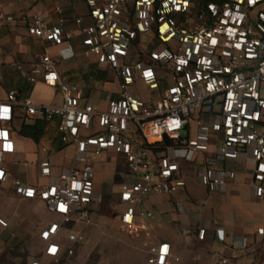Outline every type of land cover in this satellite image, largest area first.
Instances as JSON below:
<instances>
[{
    "label": "built area",
    "instance_id": "obj_1",
    "mask_svg": "<svg viewBox=\"0 0 264 264\" xmlns=\"http://www.w3.org/2000/svg\"><path fill=\"white\" fill-rule=\"evenodd\" d=\"M61 1L73 7L83 4L84 13L74 18L76 29H65L64 9L54 5L55 24L35 13L27 20L28 33L61 48L62 60L75 56L73 38H79L81 54L93 55L97 65L112 73L117 91H103L105 107L97 108L84 82L65 80L50 55H41L27 71L16 65L27 83L41 77L61 94L58 105L19 99L15 90L0 101V186L8 184L19 198L39 200L61 217L40 232L43 256L57 259L74 253L58 244L60 229L67 231L69 242H83L72 227L90 224L102 201L95 190L93 162L107 150L124 160L118 226L134 239L151 235L153 229L155 213L145 208L146 200L185 189L188 172L208 192L225 194L243 171L252 195L264 200V0L205 5L198 0ZM154 44L159 49H151ZM19 118L23 123L56 122L60 143L73 149V165L56 171L42 145L36 164L42 182L14 179L9 166L18 163L10 158L18 153ZM176 209L185 211L181 203ZM215 235L232 251L243 254L248 247L246 238H229L219 225ZM205 236L200 225L196 237ZM177 261L170 244L156 240L144 264ZM228 263L223 256L215 261Z\"/></svg>",
    "mask_w": 264,
    "mask_h": 264
},
{
    "label": "rangeland",
    "instance_id": "obj_2",
    "mask_svg": "<svg viewBox=\"0 0 264 264\" xmlns=\"http://www.w3.org/2000/svg\"><path fill=\"white\" fill-rule=\"evenodd\" d=\"M151 49H159V46ZM81 58L87 62L95 63L93 55ZM64 68V64L59 65ZM58 69V68H57ZM85 76V77H84ZM113 79L110 71L103 70V66L95 63L93 71L82 75L76 82H84V90L88 91L90 86L98 90L102 87V82ZM116 84L112 86L115 89ZM162 87V86H161ZM139 92L147 96L144 88L139 86ZM86 93V92H85ZM23 124L22 118L15 121V126L19 129ZM20 151L27 153V161H35L33 157L34 146L25 140L20 141ZM38 147L36 146V149ZM105 152V151H104ZM102 152L93 168L96 174V181L102 185V201L96 208V214L90 224L80 223L72 227L83 237V242L78 245L67 240V231L60 229L58 232V244L62 248H72L74 253L69 256H61L53 259L43 256L44 243L40 240V232L46 228L50 222H60L61 217L47 211L44 204L39 200L21 199L14 194L12 188L5 184L0 186V264H144L148 256L149 247L156 241L152 232L151 235H143L139 239H134L123 234L118 226L120 212L122 210L118 204L117 195L120 185L125 180L124 160L122 156L110 159ZM23 155H17L15 161L22 159ZM73 158L72 150L67 149L64 153L55 155L52 158L53 164L68 166ZM41 159L38 154L36 164ZM34 164V165H36ZM28 166L22 172L12 173L14 179L33 183L42 182L36 174V169ZM22 176V177H21ZM185 178H187L185 174ZM236 198L228 202L225 198L220 208H215L208 214L211 220L225 218L234 226L243 230L253 231L249 236L248 247L238 259L245 262L264 264V234L259 235L257 230H264V201L249 197L244 187L236 190ZM262 225V226H260ZM258 226V227H257ZM258 228V229H257ZM173 228V233L177 231ZM162 241L161 239H158ZM211 237L206 234L203 240L193 237L189 242H181L175 249V254L179 258L173 264H213L215 259L223 256L230 257L228 252L221 253L215 250L211 244ZM215 252H218L217 254ZM229 264V263H228Z\"/></svg>",
    "mask_w": 264,
    "mask_h": 264
},
{
    "label": "crops",
    "instance_id": "obj_3",
    "mask_svg": "<svg viewBox=\"0 0 264 264\" xmlns=\"http://www.w3.org/2000/svg\"><path fill=\"white\" fill-rule=\"evenodd\" d=\"M54 5H61L64 9L63 16L66 18L65 29H76L74 18L78 15H82L85 11L81 2H79L76 7H73L69 1L61 0H0V17L4 18L0 21V101L6 99L8 91L15 90L19 94V99L30 98L35 104L58 105L61 103V94L56 88L45 84L41 77H38L36 83L29 84L19 76L16 70V65H19L22 69L27 71L38 61L39 57L44 54H48L58 61L57 72L67 81L77 83L76 81L81 79L82 75H86L93 71L95 63L90 61L87 62L85 59L81 58L82 47L79 38H73L75 56L67 60H62L59 56L61 48L49 46L46 42L28 33L26 25L27 20L35 13L41 15L45 22L47 19L49 25L55 24L58 16L53 13ZM6 17H12L13 20L8 22L5 20ZM60 63L64 64L65 67H60ZM114 84H116V82L112 79L110 81H103L102 87L99 90L94 88V86H90L89 90L85 91L89 97L90 103L97 108L103 109L105 103L100 100L101 93L103 91H109L111 93L116 92L117 84L115 89H113L112 86ZM113 97H116V95L113 94ZM142 98L146 99L147 96L142 95ZM21 140H25L34 146L32 155L35 161L29 162L26 160L25 155L27 153L20 151L19 148ZM17 144L18 153L10 159L15 160L19 154H22L23 158L16 161L18 163L10 164L9 171L11 174L14 173V171L17 174L18 171L22 172V169L36 164L38 154L41 155L39 148L42 145L46 146L50 162L56 168V171L60 168H67L73 165L72 159L68 166H63V164L56 165L52 162V158L55 155L64 153L67 149H71L73 155L72 147H65L60 143L59 135L56 131V122L46 124L44 136L38 144H35L30 139L21 137L19 133L17 136ZM36 146L38 147L37 149ZM104 153L107 154L108 160L118 157L110 150ZM34 167L37 170L36 165H34ZM94 184L96 192L101 194L102 185L96 181V174ZM241 187L247 190L249 197L264 201L252 195L247 176L243 171H240L235 180L228 184V189L225 194L208 192L205 187L198 183L195 174L188 172L185 189L175 192L172 195H152L146 200L144 204L145 208L155 213L153 229L151 231L152 234H154V239H161L169 243L174 256L177 257L175 249L179 243L191 241L193 237H196L198 227L203 225L206 229V234H209L211 237V244L214 245L215 250L221 253L228 252L230 254V257H228L229 264H234L235 261L237 263H243L242 259H238L241 253L225 248L217 240L215 229L217 225H219L229 238L243 237L247 240H250L249 236L254 232L245 231L240 227H236L223 217L214 220L208 217V214H211L215 208H220L222 206L225 198L229 201L236 198V190ZM178 203L184 206L185 211L179 212L176 209V204ZM175 227L178 229L173 233V228ZM218 252L215 253L217 254ZM216 260L217 258L215 261ZM213 264H215V262Z\"/></svg>",
    "mask_w": 264,
    "mask_h": 264
},
{
    "label": "trees",
    "instance_id": "obj_4",
    "mask_svg": "<svg viewBox=\"0 0 264 264\" xmlns=\"http://www.w3.org/2000/svg\"><path fill=\"white\" fill-rule=\"evenodd\" d=\"M221 0H198L202 5L210 2H219ZM46 130V123L44 121H35L29 124H23L18 133L21 137L32 140L35 144H38L44 136Z\"/></svg>",
    "mask_w": 264,
    "mask_h": 264
},
{
    "label": "snow or ice",
    "instance_id": "obj_5",
    "mask_svg": "<svg viewBox=\"0 0 264 264\" xmlns=\"http://www.w3.org/2000/svg\"><path fill=\"white\" fill-rule=\"evenodd\" d=\"M51 251H53V252H54V251H55V248L51 249Z\"/></svg>",
    "mask_w": 264,
    "mask_h": 264
}]
</instances>
